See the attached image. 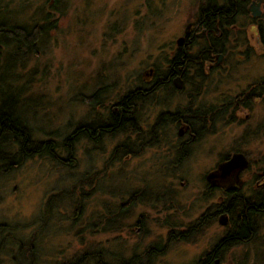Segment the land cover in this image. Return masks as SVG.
Returning a JSON list of instances; mask_svg holds the SVG:
<instances>
[{
	"label": "rangeland",
	"instance_id": "obj_1",
	"mask_svg": "<svg viewBox=\"0 0 264 264\" xmlns=\"http://www.w3.org/2000/svg\"><path fill=\"white\" fill-rule=\"evenodd\" d=\"M40 2L42 0H13L12 20L22 21L34 14L40 15L35 9L42 7ZM64 2L63 9L53 14L57 19L55 29L38 44L36 53L25 56L20 63L17 58L4 64V69L14 67L18 75L21 74L18 77L20 82L28 80L25 82L30 83L27 94L38 101L39 115L35 114L34 123L31 121L35 137L44 139L49 136L60 145L64 136L83 120L86 112L91 111L88 97L98 88L102 89L98 109L106 111L120 95L147 76L145 72L154 66V62H161L164 66V56L173 53L185 25L195 20L199 5L206 0ZM249 29L246 28L248 35L251 34ZM250 42L255 53L247 58L240 57L238 52L229 55L225 68L238 63L233 71L235 74L229 80L225 74L217 77L223 80V84L219 83L220 90H214L212 98L203 94L199 100L213 102L215 99L218 102L220 93L237 81L255 79L264 74V51L258 49L255 38L251 37ZM20 82L7 78L1 85L0 99L5 103L13 100L22 84ZM257 128L260 140L244 141L243 133ZM126 137L123 134L104 137L100 149L86 141L79 142L74 152L76 166L67 167L47 157H35L8 173L0 172V235L6 236V229L11 236L14 234L13 243H4L0 264H13L10 255H15L18 242L23 238L26 240L34 230L39 236L43 235L38 241L41 252L37 264L59 263L88 246L98 245V242L108 252L115 250L117 254L122 253L123 248L126 254L131 251L139 254L147 245L157 241L165 243L171 227L193 223L208 206L202 180L207 170L213 169L235 149L247 153L254 161L264 159V107L261 104L254 106L249 119L234 124H226L223 118H219L213 136L205 137V145L201 143V148L194 147L178 166L167 162L171 155H167L162 147H141L135 156L108 164L106 159L110 158L112 148ZM135 140L136 137H131L129 141L134 143ZM85 171L90 175L96 173L90 183L98 179L104 188V192L97 194L90 190L91 186L86 189L90 204L85 210L89 215L91 212L93 216L119 213L117 206L126 201L128 192L142 185L147 187L144 196L153 192L156 198L148 199L147 204L135 202L119 214L122 219L119 231L95 234V227L89 226L82 233V240L81 235H76L79 234L78 227L72 223L73 209L60 201L56 208L58 214L52 211L46 229L38 231L41 208H44L47 197L51 193L69 191ZM217 197L218 194L214 197L215 203ZM201 202L206 203L202 205ZM92 203L95 208H91ZM164 205L173 208L164 209ZM142 216L145 221L139 226L137 220ZM109 217L114 219V216ZM79 219L80 216L76 220ZM221 233L222 227L216 219L214 225L203 228L190 242H169L161 257L152 264H196L195 261L210 249ZM105 259L110 261L112 258L106 256ZM219 259L217 264H264V245L256 243L223 250Z\"/></svg>",
	"mask_w": 264,
	"mask_h": 264
},
{
	"label": "flooded vegetation",
	"instance_id": "obj_2",
	"mask_svg": "<svg viewBox=\"0 0 264 264\" xmlns=\"http://www.w3.org/2000/svg\"><path fill=\"white\" fill-rule=\"evenodd\" d=\"M206 2H208L207 5H209L210 9L214 11L211 16L232 20L235 22V25L233 24L230 28L226 27V34L223 37L221 36L223 34L222 31L211 35L209 37L210 42L212 40L213 45L217 42L220 46L201 47L203 51H197L200 48H197L193 44L196 39H203L207 36L206 30L197 23V17L194 21L187 23H192L187 30V24L185 25L182 35L184 39L181 44L176 43V52H179L177 63H166L159 68V71L154 65L145 72V76H147L142 77L145 83H147L148 98L147 126L145 127L147 133H145L146 135L144 137L146 141L143 142L142 146L137 144L138 148H136V145L129 141L132 136L125 134L127 136L126 140L121 142L126 145H122L120 142L112 148L110 158L106 159L109 162L108 164L118 161L116 160V154H119L118 150L120 147L128 148L129 153L123 157L124 159L135 156L131 153H138L141 147L142 149L144 147H162L167 155H171V158L167 162L172 166H178L183 160L188 158L194 147L201 148L202 146L200 145H205V137L210 138L213 136L219 118H223V122L226 124H234L237 121L242 122L243 120L249 119L254 106L261 104L264 107V74L255 79L249 80L246 78L237 81V84L227 90L225 89L222 94L220 93L218 102L215 99L213 102L208 99L204 101L199 100L203 94H209L210 97L214 93V90H220V84H223V80L216 79L217 77L225 74V77L229 80V77L235 74L233 71L237 69L238 63L225 68L231 55L238 52L241 54L240 57L247 58L249 54L255 53L256 49L250 42L251 37L255 38L259 47L258 49L264 51V0H206ZM247 27L250 28V35L247 33ZM233 49L236 50L232 51ZM193 52L198 53L196 58L199 61L196 66L188 68L186 64H183V59L188 56V53ZM211 89L212 91H209ZM160 92L162 93L159 94ZM99 93L95 96V101L98 102L97 110L86 112L82 121H86V130H91L93 134L95 133L100 136L105 130L103 126L104 118L107 114L110 117L116 116L119 110L117 108L118 105H115V101L106 111L99 110L98 107L101 106ZM111 108L114 109L110 110ZM151 110H154L155 113ZM120 112L122 114L126 113L123 110ZM151 112L152 115H150ZM123 120L126 122L127 118L124 117ZM106 127H108V130L105 131L115 129L114 127ZM242 136L244 141L259 139L260 132L258 128L249 129ZM104 137L101 138L100 136V142L96 143L88 141L86 138H80L75 144L86 141L91 146L100 149V143ZM117 147L119 148L117 149ZM59 151L63 155L56 153L58 157L57 161L48 159L66 166L68 158L65 157L63 149H59ZM234 153L243 154L246 164L239 170L237 168L232 170L224 179L216 178L214 185H210L206 180V175L212 170H215L218 164L228 160ZM87 172H82L80 178L76 181L81 182V191L78 189L77 192L82 194L79 210L74 214V218L79 216L81 218V233L78 234V236L81 235L80 240L84 236V234L82 236V233L87 231L89 226L91 227L94 223L97 225L98 220V223L103 220V214L99 216L98 213L93 216V212L89 215V211L87 213L85 210L90 204L89 191L86 190L88 186H91L90 190L93 189L91 190L93 193L104 192V188L98 179L97 181L95 180V183H90L91 177L95 175H90ZM202 180L206 189V202L208 206L202 210L201 214L193 223L190 222L181 227L170 228L165 243L157 241L156 245H147V248H149L147 251L151 254L150 257H154V259L147 257V264L160 258L169 242L179 241L180 239H177L178 233L182 236H187V242H190L193 238L195 239L196 235L203 228L214 225L216 219L222 227V233L219 235L218 240L214 241L210 249L205 251L206 254L201 256L203 260H205V256H208V262L212 261L217 264L220 260L219 253L223 251L220 250L221 247L219 246L221 245L225 246L224 250L226 251L242 245H254L256 243L264 245V159L254 161L247 153L240 149H235L214 165L213 169L207 170ZM144 188L146 190V187ZM58 193L62 194L63 192ZM53 194L57 193H51L50 195ZM144 194L142 195L135 188L130 192L126 201L118 205L117 208L119 209V206L124 207V205L131 207L138 201L147 204L148 198ZM217 194V202L215 203L214 197ZM50 195L45 202L51 197ZM91 198L93 199V197ZM60 201H64L67 204L65 197H62L54 202L53 205L51 204L52 206L49 209H45V207L41 208L42 212L38 222L41 225L38 231L42 228L46 229L50 222V213L52 211H56L58 214L56 208L60 205ZM161 201H164V199H161ZM206 202L201 203L203 205ZM95 207L92 203L91 208ZM55 216L58 219L59 216L56 214ZM91 217L94 218L90 219ZM117 218L118 213L114 219ZM144 221L145 218L143 223ZM99 225V230L95 226V234L102 232V223ZM36 235L38 240L43 236H39L37 231ZM98 243L100 244V242Z\"/></svg>",
	"mask_w": 264,
	"mask_h": 264
},
{
	"label": "trees",
	"instance_id": "obj_3",
	"mask_svg": "<svg viewBox=\"0 0 264 264\" xmlns=\"http://www.w3.org/2000/svg\"><path fill=\"white\" fill-rule=\"evenodd\" d=\"M12 1L13 0H0V88L7 78L16 80V83L20 82L18 77L21 74L18 75L14 67H10L8 68V70L4 69L5 62H9L10 60L12 62V60H16L17 58H19L20 63L22 58H24L25 56L31 53L35 54L36 50L38 49V44L41 43V41L44 40L45 36H47L49 32H51V30H54L56 27L54 23H56L57 19L53 17V14L61 11L66 4L64 0H42V2H40L39 4L42 7H35L36 11L38 12L37 14L40 15L34 16L35 14H32L33 16H31L27 20L17 21L12 20V16L14 15V12L11 10L13 4ZM207 4L208 2L200 4L197 10V23L206 30L207 34L205 38L195 40L193 45H195L197 48H200L197 49V51H203L201 50L203 47H214L216 45L220 46V44L217 42L213 45L212 40L210 42L209 37L214 33H219L220 31L223 32V34L221 35L223 37L226 34V27L230 28L233 24L235 25V22L232 20H227L218 16H211L214 11H212ZM196 56H198V53L196 52L188 53V56L183 59V64H186L188 68L196 66L199 61ZM178 57L179 52H176L175 49L173 53L169 55V57L164 56L163 59H165L166 63L176 64L179 59ZM180 64L182 63L180 62ZM153 65H155V67H157V70L159 71L161 62H154ZM6 70L7 72H5ZM27 81L28 80H26L25 82ZM25 82H20L22 84L20 85L19 91L16 92L18 94H15L13 100L8 99V103H5V101L0 99V172L8 173L14 169H17V167H19L29 159L35 157H47L53 161H57L58 157L56 153L60 152L59 149H63L65 157L68 158L66 166H74L76 164V162L74 163V152L76 146L75 142L80 138H86L88 141L96 143L100 142V136L101 138H103L104 136L114 137L115 135L126 134L128 136L131 135L132 137H136V140L133 143L134 145H136V148H138L137 144L142 146L143 142L146 141L144 140V137L146 135L145 133H147V129H145V127L147 126L148 98L147 83H145L143 79H141L138 84L120 95L117 100H115V105H118L117 108L119 110L116 116L118 115L119 117H110V115L108 116L107 114V116L104 118L105 121L103 122V126L105 130H108V127L106 126L114 127V130H104L103 133H101L99 136L95 133L93 134L91 130H86V121H80L72 128L70 133L65 136L61 145L57 144V142L49 136L44 139L35 137L36 133L34 131V127L32 128L31 121H33L34 123L35 114L38 113L37 115H39V112L37 110L38 101L34 97L31 99V97L27 94L28 86L30 85V83ZM101 91L102 89L98 88L92 95L88 97L90 98L89 106L91 112L97 110L98 102L95 101V96ZM101 95L102 94H100V96ZM113 109L111 108L110 110ZM122 110L126 113L122 114L120 112ZM124 117L127 118L126 122H124L123 120ZM157 120L159 121V119ZM122 145L126 144L122 143ZM118 148L119 147H117V149ZM118 152L119 154H116V160L118 161L124 160L123 157L127 153H129L128 148L125 149L122 147L119 148ZM131 154L136 155L135 152ZM94 175L96 176V173H94ZM80 186L81 182L78 181L74 183L69 191H65L62 193L64 196L59 193L50 195L51 197L48 198V200L45 202V209H49L54 204V202L62 197H65V199L67 200V205L73 209L72 213L75 214V212L79 210L81 203L80 199L82 197V194L76 192L77 188L79 189V191H81ZM131 191L128 192V195ZM137 191L141 192V194L143 195L144 191H147V187L145 190L143 185L139 186L137 187ZM153 195H155L153 194V192L147 193V198L149 199L150 197L153 200L154 198H156L153 197ZM163 208L170 209L173 208V206L164 205ZM126 209H129L128 205H124V207L119 206L118 215L123 214ZM111 214H103V220L100 222L102 223V232L119 231V224H121L122 219H120L119 216L117 218L118 220L111 219L109 216H114L116 218L117 213H115V215ZM76 219L77 218L72 217V223L78 227L77 232L80 234L81 219H79L78 221ZM143 220V216L140 217L139 220H137V224L139 226L143 225ZM98 222L99 220L97 221V225L94 223L91 226L93 228L97 226L99 230L100 223ZM94 229H96V227ZM5 232H7L8 234L9 230L6 229ZM173 232L177 233L176 231ZM7 234L6 236L5 234H3V236L0 235V252L4 248L5 242L11 241L13 243L14 234L12 236L10 235V233L8 235ZM4 236L6 237V239ZM41 238H43V236ZM177 239H180L179 241L187 242L188 237L182 236L178 233ZM38 241L39 240L37 238L35 230L32 231L31 235H29L26 240L24 238L20 239L18 245L16 246V251L14 252L15 255H10V261L13 264H37L36 260L38 259V255L41 252L40 248L38 247L40 241ZM152 244L156 245L157 243L155 242ZM219 247H221L220 250H224L225 248L224 245H221ZM103 249V245L100 244H98L97 246L95 245L94 247L88 246L85 249L80 250L78 253L72 254L68 258L58 261L59 263L56 264H147V257L149 258L151 255L150 252L147 251V249L149 248H146L143 253L139 254L135 251H131L126 254L124 248L121 250L122 253L118 254L115 252V250L108 252L107 249ZM204 254H206V252H204L202 255ZM106 256H110L112 259H110L109 261V259H105ZM150 258L154 259V257ZM152 263L153 261L150 262V264ZM195 263L215 264L212 261L208 262V256H205V260L200 257L195 261Z\"/></svg>",
	"mask_w": 264,
	"mask_h": 264
},
{
	"label": "water",
	"instance_id": "obj_4",
	"mask_svg": "<svg viewBox=\"0 0 264 264\" xmlns=\"http://www.w3.org/2000/svg\"><path fill=\"white\" fill-rule=\"evenodd\" d=\"M192 23L187 24L186 30L191 26ZM184 37L181 36L177 38L176 43L181 44L183 41ZM147 72V71H146ZM178 81V79H176ZM246 164L245 157L241 153H234L231 155V157L226 160L221 162L220 164L217 165L215 170H212L206 175V180L209 182L210 185H214V180L216 178L224 179L229 175V173L234 170V169H240Z\"/></svg>",
	"mask_w": 264,
	"mask_h": 264
},
{
	"label": "bare ground",
	"instance_id": "obj_5",
	"mask_svg": "<svg viewBox=\"0 0 264 264\" xmlns=\"http://www.w3.org/2000/svg\"><path fill=\"white\" fill-rule=\"evenodd\" d=\"M1 236H3V235H1Z\"/></svg>",
	"mask_w": 264,
	"mask_h": 264
}]
</instances>
